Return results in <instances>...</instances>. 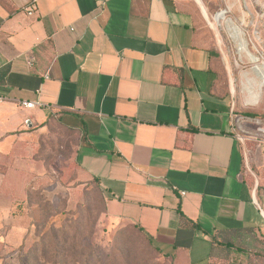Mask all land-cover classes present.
<instances>
[{
    "label": "crops",
    "instance_id": "obj_1",
    "mask_svg": "<svg viewBox=\"0 0 264 264\" xmlns=\"http://www.w3.org/2000/svg\"><path fill=\"white\" fill-rule=\"evenodd\" d=\"M218 80L179 0H0V153L57 123L108 222L173 264H264V151L249 176Z\"/></svg>",
    "mask_w": 264,
    "mask_h": 264
},
{
    "label": "rangeland",
    "instance_id": "obj_2",
    "mask_svg": "<svg viewBox=\"0 0 264 264\" xmlns=\"http://www.w3.org/2000/svg\"><path fill=\"white\" fill-rule=\"evenodd\" d=\"M188 2L213 52L218 86L230 100L233 130L252 177L250 157L264 151V90L253 102L246 87L249 78L260 80L255 66L264 67V0ZM235 28L257 62L240 51ZM76 151L74 132L48 122L0 153V264H106L120 241L119 264H173L132 224L107 221L98 186L80 179Z\"/></svg>",
    "mask_w": 264,
    "mask_h": 264
},
{
    "label": "trees",
    "instance_id": "obj_3",
    "mask_svg": "<svg viewBox=\"0 0 264 264\" xmlns=\"http://www.w3.org/2000/svg\"><path fill=\"white\" fill-rule=\"evenodd\" d=\"M180 2H185V0H179ZM189 4V5H188ZM188 6L189 8L192 7V4L190 2H188ZM191 10V9H190ZM192 11V10H191ZM192 14L194 16L195 22H196V16L194 14V12L192 11ZM196 31L199 34V36L201 37V34L198 30L197 27V23H196ZM209 52H210V56L211 58L213 57V52L212 50L207 46ZM96 186L97 182L94 180L93 181ZM99 189V188H98ZM133 227H135L139 232H141L142 234H144L146 236V234L141 230V228L135 226L132 224ZM62 227V225H61ZM148 238V240L152 243V241L150 240V238L148 236H146ZM212 242L215 244H218L221 247H236L238 249H242L245 247L246 245V237L243 234H240L239 232H229L227 230H219L216 231L212 237ZM153 244V243H152ZM122 246L121 241L119 245L114 246L113 251H111L109 253V255H107L105 257V263L106 264H119V259L121 260V255H120V247ZM154 246V244H153ZM154 248L160 253V251L158 250V248L156 246H154ZM161 254V253H160ZM86 261H88V257L86 256ZM86 264H95V263H90L89 261Z\"/></svg>",
    "mask_w": 264,
    "mask_h": 264
},
{
    "label": "bare ground",
    "instance_id": "obj_4",
    "mask_svg": "<svg viewBox=\"0 0 264 264\" xmlns=\"http://www.w3.org/2000/svg\"><path fill=\"white\" fill-rule=\"evenodd\" d=\"M237 6H238V4H237ZM202 11H203V14L206 15V11H205L204 8H203ZM214 22H216V21L214 20ZM234 33H235L236 37L239 39L240 51L244 50V52L247 53L248 57L250 58V60L252 62H257V60H258L257 57L254 54H251L250 52L246 51L245 44H244V41H243V38H242V34H241V30L236 29V32H234ZM263 68L264 67L261 64L255 66L256 74L260 77V80L257 81L255 78H249L248 79V84H247L246 90H247L248 94L250 95L251 99L253 100V102H255L263 94V90H264V70H263ZM240 91H241V89H240ZM243 105H245V104H243Z\"/></svg>",
    "mask_w": 264,
    "mask_h": 264
},
{
    "label": "built area",
    "instance_id": "obj_5",
    "mask_svg": "<svg viewBox=\"0 0 264 264\" xmlns=\"http://www.w3.org/2000/svg\"><path fill=\"white\" fill-rule=\"evenodd\" d=\"M34 9V2L31 3V6L29 8L28 13L31 14L32 10ZM1 101V98H0ZM35 105H40L39 103L36 102H31V101H22L21 106L25 108H33Z\"/></svg>",
    "mask_w": 264,
    "mask_h": 264
}]
</instances>
